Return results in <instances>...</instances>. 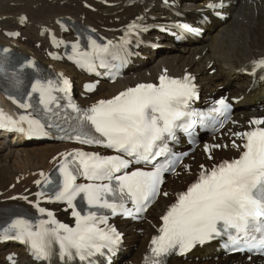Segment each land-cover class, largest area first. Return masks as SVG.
<instances>
[{
  "label": "snow or ice",
  "instance_id": "1",
  "mask_svg": "<svg viewBox=\"0 0 264 264\" xmlns=\"http://www.w3.org/2000/svg\"><path fill=\"white\" fill-rule=\"evenodd\" d=\"M182 27L187 28L186 25ZM140 30L145 29L135 21L129 24L118 44L110 40L98 42L89 35L87 47H82L78 40L72 45L69 58L77 66L93 72L98 67H108L109 59L124 62L129 54L126 49L128 36ZM53 40L55 42L54 37ZM6 63L7 60L0 62V74H8ZM253 65L264 68V59L253 61ZM25 68L36 69V64L28 61L18 70H12L17 87L23 83L20 73ZM194 79L190 74L180 79L172 78L165 70L158 84L138 83L110 99L97 100L87 108L72 103L70 81L62 74H58L56 80L35 79L27 93L29 100L36 94L38 104L48 112L53 105L60 107V99H66L67 106L76 113L74 125L63 128L31 115H21L19 120H14L0 111V127H18L23 132L25 129L21 125L26 123L29 135L44 136L48 135L46 127H55L64 134L61 139L107 148L115 154L101 155L80 149L62 153L58 178L53 181L40 173L43 187L35 193L37 200L29 201L47 218L33 221L16 215L0 229V241H18L28 246L35 259L50 261L56 256L61 264L77 261L94 264V257L114 254L122 233L109 223L110 218L143 219L142 214L160 196H169L162 191L164 174L179 175L176 168L182 164L183 156L188 155H176L169 146L177 140V131L190 134L198 123H211L213 127L218 124L223 128L225 120L230 119L227 114L231 105L225 98L217 101L218 107L208 114L191 110L190 102L196 96ZM86 88L92 91L95 86L86 85ZM19 106L33 107L29 102L19 103ZM218 116L225 120H217ZM248 124L245 131L229 129L233 137L230 144L203 146L206 159L211 163L207 166L201 163L194 180L175 194V201L160 217L161 224L150 241L145 264H166L170 255H185L197 245L202 246L218 237L227 238L226 247L264 249V118H253ZM229 147L239 155L216 162V151ZM183 169L193 174L190 164H183ZM79 178L87 182L77 183ZM34 183L42 185L41 180ZM20 199L28 200V197ZM41 199L65 203V211L71 209L75 226L56 220L52 211L40 206Z\"/></svg>",
  "mask_w": 264,
  "mask_h": 264
},
{
  "label": "bare ground",
  "instance_id": "2",
  "mask_svg": "<svg viewBox=\"0 0 264 264\" xmlns=\"http://www.w3.org/2000/svg\"><path fill=\"white\" fill-rule=\"evenodd\" d=\"M217 1L170 0L169 4H165L163 0H0V44L15 45L21 52L34 54L46 60L43 49L48 46L45 30L46 32L49 29L60 30V22L64 18L89 25L110 37H117L124 30L125 24L139 16V21L147 26L143 34L145 39L154 40L155 37H161V44L170 45L172 42L163 41L162 34L157 33L154 36L152 33L155 25L169 21L170 8L180 2L181 8L184 9L193 11L206 9L212 12L211 8ZM226 1L231 3L224 9L230 13V18L218 24V28L212 34L204 36L195 42L196 44L190 46L172 44V47L158 49L156 54H148L147 59L139 61L140 66L133 68V73L127 75L125 79L118 80L114 84L101 83L91 100L113 96L122 89L139 82L154 81L167 70V74L170 75H184L186 72L196 75L197 83L207 96L218 93L220 86H226L230 96L243 98L236 109L237 114L243 117V121L250 116L263 114L264 112L259 109H247L246 103L253 98L246 96L244 91L249 85V77L245 74V70L250 69L253 61L258 57L264 56V0ZM86 4L92 5L95 10L89 9ZM14 30L21 31L18 39H11L4 35V32ZM38 41L42 42L41 47L37 46ZM54 64L62 70L72 71L67 64L56 62ZM253 97L264 102V88L261 86ZM230 137V134H224L219 142L230 144ZM0 143L7 145L5 148L11 147L12 149L11 154L7 153L5 156L7 158H0V214L4 208L14 205L27 207L29 201H34L33 192L37 190L34 181L42 179L40 173L46 176L56 165L58 159L54 155L71 148L70 144L58 142H46L40 147H28L26 143L20 141L12 144L7 137L0 138ZM236 152L235 149L229 147L221 151L217 150L215 156L217 158L229 157L235 155ZM201 162L205 165L210 164L203 151H199L195 160H190L188 163L192 166V175L198 172ZM192 175L184 172L180 176L170 178L165 191L173 194L181 189L192 178ZM15 195L27 196L28 200L19 197L11 201L10 197ZM170 202V198L161 197L158 203L148 211L149 217L154 222H159L160 214ZM58 209L67 214L62 206ZM118 224L126 232L128 250L131 253L128 260H132V264H140L154 228L148 223L136 227L127 221H119ZM11 249L21 251V248L14 243H9L0 248V253ZM195 255L199 256L198 260L174 259L170 263L248 264L239 257L231 260L220 256L216 259L210 248L199 250ZM122 264H130V261Z\"/></svg>",
  "mask_w": 264,
  "mask_h": 264
},
{
  "label": "rangeland",
  "instance_id": "3",
  "mask_svg": "<svg viewBox=\"0 0 264 264\" xmlns=\"http://www.w3.org/2000/svg\"><path fill=\"white\" fill-rule=\"evenodd\" d=\"M163 41H166L165 39L163 40ZM172 47V46H171ZM46 144V142H41V143H26V146H28V147H40V146H43V145H45ZM6 147V145H4V144H1L0 143V158H2V159H4V158H7V157H5V156H7V153H10L11 152V150L12 149H10V148H5ZM14 152V151H13ZM16 153V152H15ZM14 153V154H15ZM11 154V153H10ZM13 154V153H12ZM15 156V155H14ZM8 157H10V156H8ZM14 158V157H13ZM13 158H11V160H13Z\"/></svg>",
  "mask_w": 264,
  "mask_h": 264
}]
</instances>
